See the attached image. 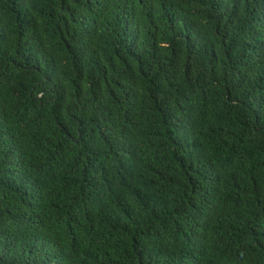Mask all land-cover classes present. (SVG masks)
Instances as JSON below:
<instances>
[{"label": "trees", "instance_id": "trees-1", "mask_svg": "<svg viewBox=\"0 0 264 264\" xmlns=\"http://www.w3.org/2000/svg\"><path fill=\"white\" fill-rule=\"evenodd\" d=\"M0 264H264V0H0Z\"/></svg>", "mask_w": 264, "mask_h": 264}]
</instances>
